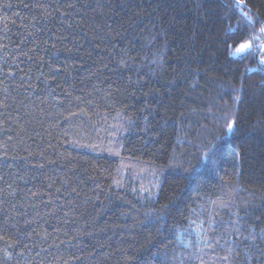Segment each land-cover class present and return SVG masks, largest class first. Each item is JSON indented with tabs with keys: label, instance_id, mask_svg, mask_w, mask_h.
I'll return each instance as SVG.
<instances>
[{
	"label": "trees",
	"instance_id": "obj_1",
	"mask_svg": "<svg viewBox=\"0 0 264 264\" xmlns=\"http://www.w3.org/2000/svg\"><path fill=\"white\" fill-rule=\"evenodd\" d=\"M262 28L264 0H0V264H264Z\"/></svg>",
	"mask_w": 264,
	"mask_h": 264
},
{
	"label": "rangeland",
	"instance_id": "obj_2",
	"mask_svg": "<svg viewBox=\"0 0 264 264\" xmlns=\"http://www.w3.org/2000/svg\"><path fill=\"white\" fill-rule=\"evenodd\" d=\"M247 44L249 45V47H248L244 52H242V53H237V52H236V49L238 48V47H237V48L235 49V51L233 52V57L238 58V57H240V56H242V55L248 53V52L252 49V44L249 43V42H247ZM259 47H260V46H259ZM260 62H261V64L264 65V56H261V57H260Z\"/></svg>",
	"mask_w": 264,
	"mask_h": 264
},
{
	"label": "snow or ice",
	"instance_id": "obj_3",
	"mask_svg": "<svg viewBox=\"0 0 264 264\" xmlns=\"http://www.w3.org/2000/svg\"><path fill=\"white\" fill-rule=\"evenodd\" d=\"M241 2H242V0H241ZM261 31H264V28H262ZM248 47H249V45H248L247 43H242V44H240L239 47L236 49V52H237V53H242V52H244ZM228 128H229V131H232V130H233L231 124H229Z\"/></svg>",
	"mask_w": 264,
	"mask_h": 264
}]
</instances>
